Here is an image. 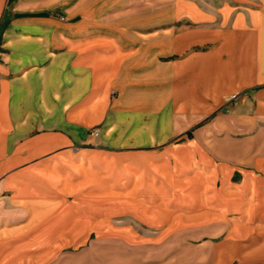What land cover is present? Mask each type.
<instances>
[{
    "label": "crops",
    "instance_id": "obj_1",
    "mask_svg": "<svg viewBox=\"0 0 264 264\" xmlns=\"http://www.w3.org/2000/svg\"><path fill=\"white\" fill-rule=\"evenodd\" d=\"M93 235L264 264V0H0V264Z\"/></svg>",
    "mask_w": 264,
    "mask_h": 264
},
{
    "label": "rangeland",
    "instance_id": "obj_2",
    "mask_svg": "<svg viewBox=\"0 0 264 264\" xmlns=\"http://www.w3.org/2000/svg\"><path fill=\"white\" fill-rule=\"evenodd\" d=\"M108 239V238H107ZM106 237L91 236L90 240L81 244L84 250H77L71 262L75 264H115L114 250L118 244L115 241H106Z\"/></svg>",
    "mask_w": 264,
    "mask_h": 264
},
{
    "label": "built area",
    "instance_id": "obj_3",
    "mask_svg": "<svg viewBox=\"0 0 264 264\" xmlns=\"http://www.w3.org/2000/svg\"><path fill=\"white\" fill-rule=\"evenodd\" d=\"M235 97H236V95L234 94V95L231 96V99H234ZM91 134L94 135V136H97L98 135V130H92Z\"/></svg>",
    "mask_w": 264,
    "mask_h": 264
}]
</instances>
